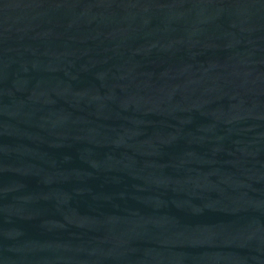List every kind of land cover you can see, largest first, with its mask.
Listing matches in <instances>:
<instances>
[{
  "label": "water",
  "instance_id": "water-1",
  "mask_svg": "<svg viewBox=\"0 0 264 264\" xmlns=\"http://www.w3.org/2000/svg\"><path fill=\"white\" fill-rule=\"evenodd\" d=\"M0 264H264V0H0Z\"/></svg>",
  "mask_w": 264,
  "mask_h": 264
}]
</instances>
